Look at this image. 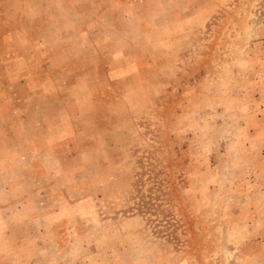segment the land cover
I'll return each mask as SVG.
<instances>
[{"label": "rangeland", "instance_id": "rangeland-1", "mask_svg": "<svg viewBox=\"0 0 264 264\" xmlns=\"http://www.w3.org/2000/svg\"><path fill=\"white\" fill-rule=\"evenodd\" d=\"M0 264H264V0H0Z\"/></svg>", "mask_w": 264, "mask_h": 264}]
</instances>
